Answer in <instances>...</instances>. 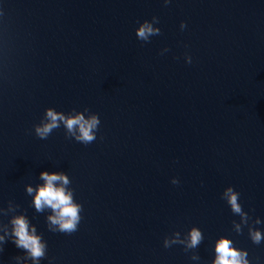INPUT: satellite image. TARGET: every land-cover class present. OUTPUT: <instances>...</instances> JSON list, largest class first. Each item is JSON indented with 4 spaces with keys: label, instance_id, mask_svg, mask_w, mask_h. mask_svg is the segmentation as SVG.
<instances>
[{
    "label": "water",
    "instance_id": "95a60500",
    "mask_svg": "<svg viewBox=\"0 0 264 264\" xmlns=\"http://www.w3.org/2000/svg\"><path fill=\"white\" fill-rule=\"evenodd\" d=\"M47 109L96 116L95 139H41ZM44 172L68 178L75 232L36 210ZM20 216L36 264H214L221 239L264 264V0H0V264H34Z\"/></svg>",
    "mask_w": 264,
    "mask_h": 264
},
{
    "label": "clouds",
    "instance_id": "9594fccd",
    "mask_svg": "<svg viewBox=\"0 0 264 264\" xmlns=\"http://www.w3.org/2000/svg\"><path fill=\"white\" fill-rule=\"evenodd\" d=\"M183 27V25H181ZM159 30L154 29L151 24L145 22L136 32L139 39L147 41L151 35L158 34ZM47 123H43L42 126L35 128L36 135L41 139L46 138L50 132L59 127V122H62L67 128L68 132L72 133L74 128H78L79 135L75 138L85 144L92 142L95 139L93 130L99 124V120L96 116H92L90 119H85L83 115H76L75 117L66 118L64 115L55 112L52 109L46 110ZM42 180L45 181L42 187H39L34 197V205L37 211H42L44 207H49L53 211V215L48 217V220L52 225H58L59 231L72 233L77 230V225L80 222V206L74 204L72 201V195L66 191L63 185L69 183L68 178L63 174H48L47 172L41 173ZM56 182H60L62 186L57 187ZM176 183V181H173ZM32 189L28 188L29 194L32 193ZM228 203L231 205L232 211L236 214H240L242 217L244 214L241 211L238 198L239 193L234 192L229 188L225 194ZM259 223V221H257ZM13 236L16 238L13 243L17 248H22L29 253L30 258L36 262L43 258L45 246L40 243V237L36 236L35 229L29 232V226L27 220L23 217H16L12 220ZM237 232L240 231L239 225ZM250 236L254 244H259L264 236L260 232L250 231ZM202 239L201 233L197 229H192L190 232V243L188 247H196ZM3 237H0V241ZM232 241L228 239H221L216 244V260L214 264H248L247 252L240 251L231 246ZM165 246H168V242L165 241Z\"/></svg>",
    "mask_w": 264,
    "mask_h": 264
}]
</instances>
